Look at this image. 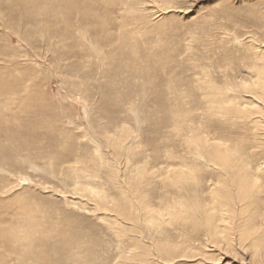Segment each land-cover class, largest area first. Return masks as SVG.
I'll use <instances>...</instances> for the list:
<instances>
[{
	"label": "rangeland",
	"instance_id": "rangeland-1",
	"mask_svg": "<svg viewBox=\"0 0 264 264\" xmlns=\"http://www.w3.org/2000/svg\"><path fill=\"white\" fill-rule=\"evenodd\" d=\"M49 1L70 6V0ZM14 2L0 0V228L15 231L21 242L0 246V263L127 264L125 255L138 249L120 253L113 220L74 192L72 171L97 174L89 183L106 196H119L115 181L148 183L152 205L180 212L166 167L176 170L181 159L189 163L185 116L203 106L200 89L207 84L226 86V98L250 102L245 89L232 82L264 77V0H96L91 8L102 24L82 29L91 43L81 42L76 30L64 31L65 37H76L72 43L38 19L26 23ZM257 65L260 70L253 73ZM253 95L255 115L264 120V103ZM223 132L229 139L238 133ZM122 135L125 147L118 154L114 147ZM256 151L264 149L242 155L251 168L261 162L260 156L254 159ZM211 169L204 170L203 185ZM143 170L149 173L140 179ZM109 171L114 182L107 180ZM263 199L256 195L254 201ZM184 213L182 220L192 217ZM191 229L178 219L163 225L170 242L181 234L190 242L181 243L172 260L155 261L264 264V227L250 230L246 240L234 229V241L221 249L200 246ZM42 230L49 237L45 246H29ZM158 239L167 244L163 236ZM58 245L61 253L54 250ZM45 248L49 255L43 257ZM27 250L41 258L23 256Z\"/></svg>",
	"mask_w": 264,
	"mask_h": 264
},
{
	"label": "bare ground",
	"instance_id": "bare-ground-1",
	"mask_svg": "<svg viewBox=\"0 0 264 264\" xmlns=\"http://www.w3.org/2000/svg\"><path fill=\"white\" fill-rule=\"evenodd\" d=\"M95 1L70 0V6L66 8L63 5L57 7L54 2L49 0H16L19 3V9L15 11L20 13L19 15L26 16V23L34 24V20L38 19V24L47 28L48 32L53 30L63 33L57 35L58 37H62V35L65 37V30L67 32L76 30L78 32L77 38L81 42L85 43L84 41L87 40V43H91L90 39L86 37L85 31L82 32V29L86 26L94 27L96 24H100V21L102 24L101 16L98 17V14L93 16L91 4ZM16 2L14 3L16 4ZM9 12L13 13L14 10L12 9ZM75 14L77 16H74ZM67 34L66 40L73 43L76 37L73 40L72 35L68 36ZM97 38L99 36L94 35V39ZM58 39L60 40V38ZM80 41L77 40V42ZM257 68L260 70L259 65L251 68L252 72L254 70L258 71L256 70ZM234 80H237V78L235 77ZM234 80L232 84L235 88H244L243 96H245V93L249 94L247 99L250 102L246 103L242 99L226 98L225 93L228 89L226 86L218 87L213 84H207L205 88H201L203 106L200 105L201 108L197 111L192 108L185 116L188 132H186L187 136H184L186 140H183L185 138H182V140L188 148L186 150H188L187 154H189L190 158L189 163H185L181 159L178 163L179 165L175 168L176 170H173L174 168L170 170L169 166L166 167L167 173H170V176L166 175V180H170L169 183L176 190L174 191L177 194L179 193V208L183 212L185 211V215L189 213L192 217L189 215L190 218L182 220L181 216H179L181 210L179 212V209L177 210L173 206L164 208L162 193L159 194V204L163 209L152 205L145 191L148 183L143 186L141 182L137 184L130 181L131 183H126L123 186L114 180L115 190L119 191V196H106L102 189H98L97 186L89 183L97 179V174L89 172L85 174V171L77 172L75 169L72 171L74 192L80 193L81 197H87L88 201L90 200L93 203V210L103 211L106 216L109 215V218L113 220L112 223L117 228L115 235L116 239H118L119 246L117 249L120 253H125V250L128 251L133 248L138 249V252H134L132 256L128 257V254L125 255V259L128 261L127 264L161 263L160 261H155L153 257L160 259L162 262L172 260L182 249L181 243L186 245L187 241L190 242L184 237L185 234H181L182 237L176 235L178 242L176 238L170 242L169 237L165 236L166 234L162 235V226L169 224L172 219L181 220L184 224L191 226V230L196 231V241H200V246L207 248L221 249L224 245L229 247L234 241V229L238 231L237 238L240 240L257 226L259 228L264 227V202L254 201L256 195L264 198V178L258 175L259 172L264 173V152H255L254 159L260 156L259 160L261 162H257L253 168H251L252 162L245 161L242 157L243 154L246 155L250 151L253 153L256 149H264V137H262L264 136V120L255 115L256 108L255 105L252 106L254 95L251 96L253 93L256 94V101L264 103V77L261 76L259 79H254L255 82L251 77H242L237 83ZM214 98H217V100H214ZM242 121L243 124H241ZM176 125L179 133L182 128L178 124ZM227 128H233L238 131L233 139L226 138L223 135V131ZM125 139L126 135L119 137V142L117 141V145L114 147L118 154L122 153L121 149H123V140ZM96 156L98 157V153ZM100 159L99 163L101 162ZM209 167H212V173H209L206 178L207 184L205 182L203 185V173ZM147 173H149L148 170L139 171L137 177L140 179L144 178ZM109 175L107 180L114 182V173L111 176L109 171ZM84 177L87 179L82 181ZM169 183L167 182L168 185ZM141 186H143V189H141ZM187 187H190L191 193L187 192ZM130 195L136 199H132ZM169 195H173V192ZM166 215L170 219L165 218ZM187 221L189 222L187 223ZM257 223L259 225H256ZM153 228L156 230L154 231ZM42 231L39 236L37 235L30 239L29 246L32 245L34 247V244L45 246L46 239H49V237L48 233L44 230ZM14 232L0 228V246L7 244L9 240L18 242L20 235ZM133 233L135 234L134 236H132ZM155 234L158 236H155ZM162 236L163 240L166 239L167 244L165 242L162 243L158 239V237ZM179 238H182V240ZM71 242L74 241L71 240ZM67 244L69 245V242ZM16 246L15 248H17ZM58 246L54 250L61 253L59 252L61 246ZM151 246H153V250H151ZM39 251L42 250L40 249ZM22 255H32L36 261L41 258L38 254L35 256L32 250H27ZM48 255L49 250L45 248L42 251V256L46 257ZM118 255L119 258L122 254ZM58 261L61 262L60 259ZM123 261L121 260L120 263L123 264ZM78 263L81 264V262L77 261Z\"/></svg>",
	"mask_w": 264,
	"mask_h": 264
}]
</instances>
